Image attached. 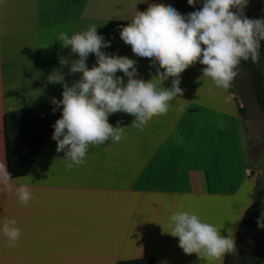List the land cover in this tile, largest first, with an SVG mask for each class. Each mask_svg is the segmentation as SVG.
Segmentation results:
<instances>
[{
  "label": "crops",
  "instance_id": "crops-1",
  "mask_svg": "<svg viewBox=\"0 0 264 264\" xmlns=\"http://www.w3.org/2000/svg\"><path fill=\"white\" fill-rule=\"evenodd\" d=\"M151 4L175 8L174 0H0V264H118L139 257L155 264H225L226 255L209 261L186 254L169 233L170 216L188 211L236 241L257 198L244 106L232 88L202 77L206 66L199 62L181 74L183 96L144 131L132 126L133 115H109L110 124L124 127L122 139L89 145L85 162L71 169L56 151L53 131L26 174L8 173L5 114L61 100L63 84L50 76L61 72L69 86L82 76L70 73L79 57L57 39L60 33L70 38L95 25L110 41L102 51L135 60L137 78L153 79L158 89L171 87L174 78L162 83L155 77L159 65L136 56L120 36ZM60 57L69 64L61 65ZM86 63L96 64L95 54ZM116 75L127 83L123 72ZM21 185L32 194L27 204L17 195ZM263 205L264 198L261 221ZM11 219L20 230L12 246L2 232Z\"/></svg>",
  "mask_w": 264,
  "mask_h": 264
},
{
  "label": "clouds",
  "instance_id": "clouds-1",
  "mask_svg": "<svg viewBox=\"0 0 264 264\" xmlns=\"http://www.w3.org/2000/svg\"><path fill=\"white\" fill-rule=\"evenodd\" d=\"M188 4L195 6L196 0H188ZM247 4L248 0H203L201 9L187 15L170 5L151 4L122 28L120 36L131 45L133 53L149 58L164 70L158 69L155 77L162 83L174 78L170 88L158 89L153 79L137 78L136 61L128 56L102 51L110 46V41L98 34L95 25L70 38L60 33L57 39L79 57L71 61L70 73H82L71 86L61 72L49 77V82L62 83L64 88L62 99L52 101L56 108L62 105V116L53 125L52 139L57 141L56 151L65 153L67 168L85 162L89 145L122 139L124 127L110 124L109 115L121 111L133 115L132 126L142 132L153 116L167 114L169 102L183 96L181 74L196 62L206 66L202 77L210 78L216 87L225 90L231 88L242 61L259 63L264 18L250 19L243 15ZM90 54L97 58L91 68L86 63ZM59 59L61 65L69 64L68 59ZM118 71L128 77L126 84L123 77L116 75ZM17 195L24 204L32 199L27 185H21ZM170 221L169 233L179 237V247L186 254L197 253L201 259L210 261L237 252L231 234L223 236L221 229L194 212L177 211ZM16 225L17 221L11 219L2 227L10 246L20 238ZM258 226L264 228V222L258 220Z\"/></svg>",
  "mask_w": 264,
  "mask_h": 264
},
{
  "label": "trees",
  "instance_id": "trees-1",
  "mask_svg": "<svg viewBox=\"0 0 264 264\" xmlns=\"http://www.w3.org/2000/svg\"><path fill=\"white\" fill-rule=\"evenodd\" d=\"M175 8L184 15L203 7V3L196 0L195 6L189 5L188 0H174ZM264 52V43L260 47V58ZM249 72L254 86L257 102L264 111V69L259 63L242 61ZM62 116V105L56 108L53 102L43 103L33 108L11 111L4 116L6 129L7 166L10 177L26 174L32 166L39 151L54 131L53 125ZM264 198V188L258 191L255 202L247 209L236 238L237 252L227 254L225 264H232L238 255L243 262H247L244 253V243L250 226L258 225L260 220V205ZM118 264H155L153 257H139L120 260Z\"/></svg>",
  "mask_w": 264,
  "mask_h": 264
},
{
  "label": "rangeland",
  "instance_id": "rangeland-1",
  "mask_svg": "<svg viewBox=\"0 0 264 264\" xmlns=\"http://www.w3.org/2000/svg\"><path fill=\"white\" fill-rule=\"evenodd\" d=\"M203 3V0H197ZM234 11H239L234 9ZM243 15L250 19L264 18V0H248L243 9ZM261 44L264 40H261ZM264 69V52L260 58ZM237 95V100L244 106L242 109L244 141L249 149L248 159L257 177V193L264 188V111L256 100L252 78L247 69L240 65V71L231 86ZM250 154V157H249ZM264 212V205H263ZM264 222V217H262ZM247 262L236 255L232 264H264V228L254 225L250 227L249 238L245 245Z\"/></svg>",
  "mask_w": 264,
  "mask_h": 264
},
{
  "label": "built area",
  "instance_id": "built-area-1",
  "mask_svg": "<svg viewBox=\"0 0 264 264\" xmlns=\"http://www.w3.org/2000/svg\"><path fill=\"white\" fill-rule=\"evenodd\" d=\"M247 172H248V173H250V172H251V170H250V169H247Z\"/></svg>",
  "mask_w": 264,
  "mask_h": 264
}]
</instances>
